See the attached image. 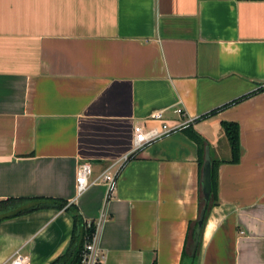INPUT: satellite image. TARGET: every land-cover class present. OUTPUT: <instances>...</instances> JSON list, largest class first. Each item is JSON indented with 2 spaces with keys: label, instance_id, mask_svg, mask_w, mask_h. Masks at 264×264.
<instances>
[{
  "label": "crops",
  "instance_id": "0c3cea01",
  "mask_svg": "<svg viewBox=\"0 0 264 264\" xmlns=\"http://www.w3.org/2000/svg\"><path fill=\"white\" fill-rule=\"evenodd\" d=\"M260 90V91H259ZM184 130L132 155L136 124ZM239 128L240 159L221 123ZM215 201L195 255L205 153ZM90 186L76 196L77 169ZM52 198L101 219L103 264H264V0H0V201ZM211 200V194L209 201ZM72 219L0 222V264H51Z\"/></svg>",
  "mask_w": 264,
  "mask_h": 264
},
{
  "label": "trees",
  "instance_id": "16d2710c",
  "mask_svg": "<svg viewBox=\"0 0 264 264\" xmlns=\"http://www.w3.org/2000/svg\"><path fill=\"white\" fill-rule=\"evenodd\" d=\"M221 126L231 150L230 163H237L241 154L239 128L236 123L223 122L221 123ZM190 127L191 125L182 130L194 139L199 151H202L204 142ZM218 165L219 164L215 162L211 163V200L206 205L205 217L209 207L216 202V168ZM43 209L63 210L69 214L72 219L70 242L64 253L51 264H80L82 261L84 245L92 239L95 225L94 223L88 225L87 221L83 219L74 204H68L67 201L52 198H8L0 201V222ZM190 233L191 237L193 232Z\"/></svg>",
  "mask_w": 264,
  "mask_h": 264
},
{
  "label": "built area",
  "instance_id": "2783aa9c",
  "mask_svg": "<svg viewBox=\"0 0 264 264\" xmlns=\"http://www.w3.org/2000/svg\"><path fill=\"white\" fill-rule=\"evenodd\" d=\"M180 120L173 125L168 124L162 113H155L152 115V118L162 122L160 130L148 129L142 125L136 124L133 127V143L131 153L122 157L119 161L115 162L109 166L101 175H99L93 182L94 183H104L109 187L115 181L116 176L121 171L122 167L129 161L130 157L135 153L139 152L145 146L163 138L171 132L181 130L192 124V119H181L185 117L182 110H177ZM91 174V169L88 164H81L77 169L76 177V196H80L89 186L90 183L87 180L88 175ZM88 225L94 223L95 231L92 236V239L84 245L82 261L80 264H103L104 253L98 248V234L101 225V219L97 221H87ZM7 264H25L24 258L20 255H16L9 263Z\"/></svg>",
  "mask_w": 264,
  "mask_h": 264
},
{
  "label": "water",
  "instance_id": "95a60500",
  "mask_svg": "<svg viewBox=\"0 0 264 264\" xmlns=\"http://www.w3.org/2000/svg\"><path fill=\"white\" fill-rule=\"evenodd\" d=\"M201 191L204 200V206L200 211L199 217L195 223L193 230V251L192 256L195 255L197 245L200 241L201 231L203 227L206 205L209 202L210 194H211V161L209 157L208 151L205 153L204 163L202 166V174H201Z\"/></svg>",
  "mask_w": 264,
  "mask_h": 264
}]
</instances>
